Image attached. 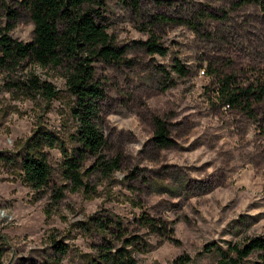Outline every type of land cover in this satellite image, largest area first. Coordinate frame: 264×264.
I'll return each mask as SVG.
<instances>
[{
  "label": "rangeland",
  "instance_id": "obj_1",
  "mask_svg": "<svg viewBox=\"0 0 264 264\" xmlns=\"http://www.w3.org/2000/svg\"><path fill=\"white\" fill-rule=\"evenodd\" d=\"M0 0V27L7 23ZM101 22L114 45L125 49L118 63L94 61L103 97L96 125L102 153L117 168L92 169L86 158L80 187L58 170L60 153L45 148L52 175L47 187L30 188L11 160H0V264H48L52 241L66 252L57 264H86L100 244L119 245L115 233L94 229L89 217L117 220L124 236H136L135 264H169L186 253L189 264H214L208 244L241 245L264 235V8L255 0H104ZM11 23V22H10ZM8 34L31 37L25 14ZM153 39L163 54L139 43ZM181 65L177 73L173 65ZM49 82V99L25 94L11 81L26 73ZM251 85L247 109L229 106L218 87ZM61 68L21 62L0 69V158L14 157L36 126H45L70 146L71 98ZM155 120L168 145L152 140ZM59 191L60 196L55 194ZM155 219L164 235L142 226ZM241 264H260L256 253Z\"/></svg>",
  "mask_w": 264,
  "mask_h": 264
},
{
  "label": "trees",
  "instance_id": "obj_2",
  "mask_svg": "<svg viewBox=\"0 0 264 264\" xmlns=\"http://www.w3.org/2000/svg\"><path fill=\"white\" fill-rule=\"evenodd\" d=\"M17 9L5 6L7 23L0 27V69L10 70L21 62L36 64L40 67H59L64 72L65 88L71 98L68 113L74 122L73 130L67 134L70 146L45 126H36L25 138L14 157H4L0 160H11L23 181L34 190H41L49 184L52 171L45 148H56L60 153L58 170L60 176L71 182L72 187L83 185L81 167L86 158H91L92 169L108 172L117 168L115 158L107 159L102 153L105 138L96 125L98 119L99 101L103 91L99 82L94 78V61L118 63L125 52L123 46L113 44L110 36L101 22L104 0H16ZM131 9L137 10V0H123ZM264 8V0H255ZM21 14H25L32 24L31 37L22 42L12 38L8 31ZM11 22V23H10ZM148 52L163 54L162 49L153 39L139 42ZM174 70L184 73V68L177 64ZM11 84L23 91L49 99L55 95L52 85L39 79L29 72L21 79L11 81ZM256 99L264 95L263 86L257 85ZM255 91L251 85L240 87L230 86L226 77L218 87L220 99L229 106L239 105L247 109V100L253 98ZM152 140L158 146H166L163 123L155 120ZM60 196L59 191L55 194ZM91 225L100 232L115 233L114 239L121 240L119 245L100 244L95 256L90 255L86 264H135L132 247L136 248L137 240L134 235L121 233L119 222L107 216H91ZM155 219L146 215L139 216V222L145 228L164 235V227L157 225ZM52 259L48 264H57L66 248L58 241H52ZM206 252L215 254L214 264H241L242 260L251 253H256L260 264H264V235L248 238L240 246L227 244L220 247L214 244L205 245ZM137 249V248H136ZM1 254V250H0ZM169 264H189L186 253L177 255Z\"/></svg>",
  "mask_w": 264,
  "mask_h": 264
}]
</instances>
